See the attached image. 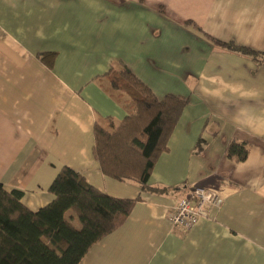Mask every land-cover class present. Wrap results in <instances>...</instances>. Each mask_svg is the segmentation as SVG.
I'll use <instances>...</instances> for the list:
<instances>
[{
    "label": "crops",
    "instance_id": "0c3cea01",
    "mask_svg": "<svg viewBox=\"0 0 264 264\" xmlns=\"http://www.w3.org/2000/svg\"><path fill=\"white\" fill-rule=\"evenodd\" d=\"M214 39L264 54V0H0V182L37 211L66 165L138 199L79 264H264V60ZM111 65L189 100L148 181L162 191L104 174L93 155L95 124L132 109L109 90ZM233 141L245 160L227 156ZM195 186L223 201L184 232L171 214Z\"/></svg>",
    "mask_w": 264,
    "mask_h": 264
},
{
    "label": "trees",
    "instance_id": "16d2710c",
    "mask_svg": "<svg viewBox=\"0 0 264 264\" xmlns=\"http://www.w3.org/2000/svg\"><path fill=\"white\" fill-rule=\"evenodd\" d=\"M214 42L264 60V54L250 47ZM106 75L111 93L119 102H129L132 109L111 130L95 124L93 155L104 174L162 191L148 181L159 155L168 150L169 137L189 100L172 94L158 98L134 73L119 65H111ZM225 152L229 158L243 161L249 147L246 142L233 141ZM49 191L54 199L33 211L22 201L24 191H8L0 182V264H79L93 244L126 220L138 200L109 195L66 165L57 172Z\"/></svg>",
    "mask_w": 264,
    "mask_h": 264
},
{
    "label": "built area",
    "instance_id": "2783aa9c",
    "mask_svg": "<svg viewBox=\"0 0 264 264\" xmlns=\"http://www.w3.org/2000/svg\"><path fill=\"white\" fill-rule=\"evenodd\" d=\"M223 198L215 191L195 186L176 203L171 214L173 224L184 232L190 231L197 222L208 215L209 209L219 206Z\"/></svg>",
    "mask_w": 264,
    "mask_h": 264
}]
</instances>
